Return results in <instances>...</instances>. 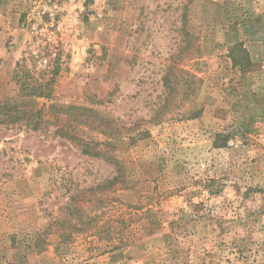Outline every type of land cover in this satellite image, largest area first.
<instances>
[{"label":"rangeland","instance_id":"1","mask_svg":"<svg viewBox=\"0 0 264 264\" xmlns=\"http://www.w3.org/2000/svg\"><path fill=\"white\" fill-rule=\"evenodd\" d=\"M0 109V264H264V0H0Z\"/></svg>","mask_w":264,"mask_h":264},{"label":"trees","instance_id":"2","mask_svg":"<svg viewBox=\"0 0 264 264\" xmlns=\"http://www.w3.org/2000/svg\"><path fill=\"white\" fill-rule=\"evenodd\" d=\"M231 51V62L233 64V66H237L240 68L241 71H243L248 65H249V60L247 58V53L245 52L244 49H242L241 45H234L233 47L230 48ZM241 54V57H237L236 54ZM180 72H182L180 70ZM187 78L189 80H191L192 83H196L199 80L197 79V77L194 74H189L187 73ZM168 75L165 76L163 78V85L164 86H168ZM177 85H179L177 83ZM74 109V108H73ZM1 110V109H0ZM4 112L6 114H9V109H3ZM198 114L196 111H193L190 115V119H195L197 118ZM58 135L60 137H66L67 139L71 140V142L76 143V144H80V148H81V155L83 156H87L90 158H94V159H101L107 163H112L114 166L118 163L116 161V157L113 153H111L112 148L110 147V145L107 142H91V141H80V139L75 138L74 136L72 137H68V135L65 133L63 135H61V131H59ZM119 164V163H118ZM121 172H119V169H116V176L111 178L110 180H106L100 187H103V189H110L113 186H116L117 184H120L122 182L121 178ZM72 200V199H70ZM82 201V200H81ZM83 202V201H82ZM69 204H72L71 202ZM74 206V205H73ZM77 211V210H76ZM79 212V211H78ZM80 222L79 224L81 226H79L76 229H73V231L75 233H78L80 235H88L91 237H94L92 234H96V227L95 226H90V225H85L86 223H89L92 221L93 218L91 217H84L85 215H83V213L81 214V212L78 213ZM87 221V222H86ZM71 231H62L61 233V243L64 241H67L71 235L73 233H70ZM50 244L47 243L45 244L44 249L49 246ZM36 248V245L32 246V249ZM62 248V246H61ZM43 248H39L37 251H34L35 254H40L41 252L44 251ZM30 251V253L32 252L31 249H28ZM60 251V245L54 246V252L55 254L59 253ZM62 252V250H61Z\"/></svg>","mask_w":264,"mask_h":264}]
</instances>
